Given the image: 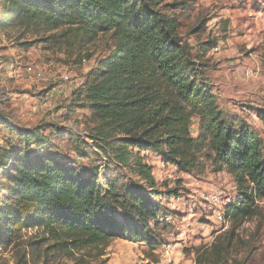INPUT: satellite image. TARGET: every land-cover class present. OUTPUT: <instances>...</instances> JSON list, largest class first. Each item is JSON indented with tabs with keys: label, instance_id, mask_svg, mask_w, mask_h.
Instances as JSON below:
<instances>
[{
	"label": "trees",
	"instance_id": "trees-1",
	"mask_svg": "<svg viewBox=\"0 0 264 264\" xmlns=\"http://www.w3.org/2000/svg\"><path fill=\"white\" fill-rule=\"evenodd\" d=\"M8 2L15 20L27 27L46 32L64 29L46 40L74 36L90 42L112 34L115 46L90 70L77 92L76 107H89L98 147L144 182H132L125 193L110 183L105 193L98 168L82 172L58 152L25 154L20 147L1 148L0 168L9 191L0 198V251L23 246L20 264H28L29 253L42 254L43 264L78 258L81 252L89 255L95 249L101 256L112 241L128 234L117 211L136 215L144 226L159 214L165 219L163 205L144 188L146 184L152 194H161L146 159L155 151L184 173L203 174L211 166L232 175L238 202L230 201L226 215L233 228L205 246L197 263L241 264L237 244L241 240L246 249L252 247L238 233V224L256 215L259 199L264 198V138L245 120L225 113L212 87L200 78L207 52L217 40L202 42L195 58L192 46L179 33L178 17L165 12L170 0ZM195 119L199 127L193 136ZM26 130L27 136L19 131L23 144L30 148L32 137L41 149L44 143L37 127ZM81 149L78 146L79 154L88 155ZM33 229L36 234L25 238ZM146 264L160 262L154 258V263Z\"/></svg>",
	"mask_w": 264,
	"mask_h": 264
},
{
	"label": "rangeland",
	"instance_id": "rangeland-1",
	"mask_svg": "<svg viewBox=\"0 0 264 264\" xmlns=\"http://www.w3.org/2000/svg\"><path fill=\"white\" fill-rule=\"evenodd\" d=\"M253 1L254 6L258 4V0H251L249 6ZM169 3L171 6L165 12L178 17L179 33L192 46L195 58L199 56L202 42L217 40L207 52V63L201 79L210 80L211 83L221 81L218 73L216 76L214 72L220 65L218 58L222 52L229 51L234 59L235 32H239L236 38L240 41L235 40V47L242 54H257L264 62V33L255 29L248 8L242 6L244 2L170 0ZM260 26L262 28L263 23ZM63 30L46 32L27 27L15 20L10 2L0 0V148L20 147L25 154L32 150L58 152L62 158L73 161L82 172H92L98 168V182L105 193L109 192L110 183L116 186L117 191L125 193L132 187V182L139 180L142 184L144 181H140L136 173L132 174L112 161L98 147L92 136L95 124L91 122L89 107H76L77 92L84 85L90 70L100 65L99 61L110 54L116 42L111 33L101 34L90 42L74 36L59 39L58 42L55 38L46 40L50 34L58 35ZM258 36L263 41H252ZM217 46L220 48L218 51L215 50ZM201 61L199 58L198 62ZM30 66L43 69L45 79H31L28 75ZM66 74L71 77L70 82L62 79ZM75 83L80 86L74 87ZM220 86L214 84L211 87L214 91ZM55 88L57 90L52 92ZM59 90L63 92L59 93ZM226 92V97L231 98L229 100L233 101L234 106L229 102L221 106L234 115L231 118L237 120L236 89L234 91L232 87H227ZM36 127L44 145L39 149L33 144L34 138L30 137L31 147L27 148L19 131L27 136L26 129ZM196 127H199L197 119L192 127L193 136L197 135ZM78 146L88 155L83 152L79 154ZM146 159L154 168L161 194H152L146 184L144 188L152 200L163 205L167 217L163 219V214H159L156 221L150 220L144 226L137 221L136 215L133 217L130 213L117 211L118 219L129 231L126 238L119 237L112 241L105 255H97L95 249L89 255L81 252L78 258L62 259L60 262L50 259L47 264H146L154 263V258L160 264H198L199 252L213 243L219 234L233 228L226 208L230 201L238 202L239 191L226 169L216 171L210 166L203 174L194 175L179 171L176 164L163 161L155 151H151ZM2 171L0 168V198L9 191L5 189L7 176ZM217 194L220 199L214 203L210 196ZM258 205L256 215L238 224V233L252 247L246 249L241 240L239 245L236 243L241 264H264V198L259 199ZM220 213L226 217L220 219ZM33 234H36V229L25 238ZM247 251L250 254L244 263ZM23 252V246L0 251V264H20ZM43 263L42 254L32 256L29 253L28 264Z\"/></svg>",
	"mask_w": 264,
	"mask_h": 264
},
{
	"label": "crops",
	"instance_id": "crops-1",
	"mask_svg": "<svg viewBox=\"0 0 264 264\" xmlns=\"http://www.w3.org/2000/svg\"><path fill=\"white\" fill-rule=\"evenodd\" d=\"M237 1L238 0H233V2ZM250 1L251 0H239V3L244 2V5L242 6L244 8H248V15L254 23L255 29L258 28L260 29L258 30L259 33H264V0H258V4L256 6H254V1L251 3V6H249ZM261 23H263L262 28L260 26ZM238 33L239 32H235L233 34L234 59L229 54V51L222 52L220 58H218L220 65L217 67L214 74L217 76V72V77H220L221 81L211 83V81L208 80L207 83L210 82L209 85L212 87L214 84L221 85L219 89H215L213 91L217 96V100H219L220 106L221 104L224 105L228 102L234 106L233 101L231 102L229 100L231 98L226 97V88L232 87L234 91L236 89L237 119L248 122L252 128L256 132L258 131L264 138V120L261 115L264 113V62H262V58H260L257 54H242V52L235 47V40L239 41V39H237L239 37L237 36ZM252 41L261 42L263 41V38L258 36ZM251 44H253V42ZM247 71H253L255 73L254 76L249 78L246 74ZM56 90L57 89L55 88L54 91L53 89L51 91L55 92ZM57 95L59 96L60 94ZM242 99L245 101H241ZM222 106L221 108L225 113L234 117V115H231L232 113L229 110L223 108ZM196 133H198V127H196ZM199 228L205 231L209 230V228Z\"/></svg>",
	"mask_w": 264,
	"mask_h": 264
},
{
	"label": "built area",
	"instance_id": "built-area-1",
	"mask_svg": "<svg viewBox=\"0 0 264 264\" xmlns=\"http://www.w3.org/2000/svg\"><path fill=\"white\" fill-rule=\"evenodd\" d=\"M220 48L219 46L215 47V50L218 51ZM247 76L250 78V77H253L254 76V72L253 71H247L246 72ZM28 75L31 79L35 80V81H41L43 79H45V72L43 71V69H36L34 68V66H30L29 69H28ZM62 79L65 81V82H70L71 81V77L69 75H63L62 76ZM74 87H78L80 86V84L78 85L77 83H75L73 85ZM60 93L63 92V90H59ZM210 199L214 202V203H217V201L220 199V196L219 194L217 195H211L210 196ZM218 217L220 219H224L225 214H219Z\"/></svg>",
	"mask_w": 264,
	"mask_h": 264
}]
</instances>
